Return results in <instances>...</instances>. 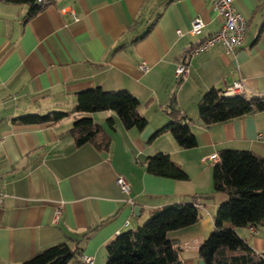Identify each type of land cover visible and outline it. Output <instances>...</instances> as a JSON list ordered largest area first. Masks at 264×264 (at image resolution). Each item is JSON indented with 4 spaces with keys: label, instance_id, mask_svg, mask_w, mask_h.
I'll list each match as a JSON object with an SVG mask.
<instances>
[{
    "label": "crops",
    "instance_id": "0c3cea01",
    "mask_svg": "<svg viewBox=\"0 0 264 264\" xmlns=\"http://www.w3.org/2000/svg\"><path fill=\"white\" fill-rule=\"evenodd\" d=\"M234 7L248 20L234 54L216 44L188 58V49L222 24L210 0H53L31 16L29 3L0 0V264H21L63 241L77 249L67 264H86L85 255L105 264V246L117 234L156 208L192 199L199 220L169 237L181 264H199V244L227 198L213 191L206 157L230 148L264 158V111L210 125L198 116L206 91L235 80L247 98L264 95V0H234ZM196 16L205 23L197 35L190 32ZM181 62L189 72L177 82ZM96 86L136 96L145 127H124L112 110L77 112V92ZM173 108L195 134L194 147L178 146L169 131L156 134ZM53 111L66 114L40 124L17 120ZM80 116L102 127L107 147L75 144L71 127ZM157 153L168 154L188 178L148 173L146 158ZM119 175L129 182L127 194L116 184ZM236 231L264 252V226Z\"/></svg>",
    "mask_w": 264,
    "mask_h": 264
},
{
    "label": "trees",
    "instance_id": "16d2710c",
    "mask_svg": "<svg viewBox=\"0 0 264 264\" xmlns=\"http://www.w3.org/2000/svg\"><path fill=\"white\" fill-rule=\"evenodd\" d=\"M30 5L29 16L53 0H19ZM139 100L126 90L106 91L99 86L83 89L76 94L77 112L114 111L124 127L142 129L147 120L138 112ZM198 116L205 125L224 122L251 112L264 111V95L247 98L242 95H224L210 89L199 99ZM66 113L53 111L45 115H23L22 123H46L61 119ZM171 120L156 131H169L178 146L191 148L197 144L196 136L184 117L174 108ZM111 124V119H108ZM71 132L76 145L91 142L100 148L107 147L108 137L102 127L90 116L73 121ZM219 161L212 166V187L226 194L213 217L214 227L199 244L198 257L203 264H264V252L253 250L242 239L236 227L264 226V158L247 149H222ZM146 171L150 174L186 180L187 173L166 153L146 158ZM192 202L170 204L151 211L145 222L121 232L105 246V264H181L179 247L168 236L170 231L195 224L201 213ZM77 249L67 242L53 244L21 264H67Z\"/></svg>",
    "mask_w": 264,
    "mask_h": 264
},
{
    "label": "built area",
    "instance_id": "2783aa9c",
    "mask_svg": "<svg viewBox=\"0 0 264 264\" xmlns=\"http://www.w3.org/2000/svg\"><path fill=\"white\" fill-rule=\"evenodd\" d=\"M210 2L212 9L221 17L222 24L217 31L207 36L201 42L191 46L186 55L188 58H191L216 44L222 45L227 53L234 54L236 48L244 40L248 20L242 12L235 9L234 0H210ZM204 25L205 23L203 19L196 16L190 22V32L196 35L200 34ZM177 33L181 34V31L177 30ZM139 69L141 71H146L147 65L142 62L139 64ZM188 72L189 68L185 62L178 63L173 78L175 81L180 82L187 78ZM222 92L224 95H242L245 92V86L242 81L235 80L230 85L226 86ZM206 159H208L213 166L219 161V156L217 153H213L207 156ZM116 184L122 193L127 194L130 191L129 182L125 177L121 175L117 176ZM59 213L60 211L57 209L55 212L56 217ZM250 229L251 231H255V228L252 226H250ZM81 260L86 264L93 263L92 256H82Z\"/></svg>",
    "mask_w": 264,
    "mask_h": 264
},
{
    "label": "water",
    "instance_id": "95a60500",
    "mask_svg": "<svg viewBox=\"0 0 264 264\" xmlns=\"http://www.w3.org/2000/svg\"><path fill=\"white\" fill-rule=\"evenodd\" d=\"M138 209H139V205H135L134 206V208H133V210H134V213H138L137 211H138ZM199 264H203V261L202 260H200L199 261Z\"/></svg>",
    "mask_w": 264,
    "mask_h": 264
},
{
    "label": "rangeland",
    "instance_id": "374dc122",
    "mask_svg": "<svg viewBox=\"0 0 264 264\" xmlns=\"http://www.w3.org/2000/svg\"><path fill=\"white\" fill-rule=\"evenodd\" d=\"M146 219H147V218H146ZM146 219H145L143 222H145V221H146ZM143 222H142V223H143ZM170 232H171V231H170ZM170 232L168 233V236H169Z\"/></svg>",
    "mask_w": 264,
    "mask_h": 264
}]
</instances>
